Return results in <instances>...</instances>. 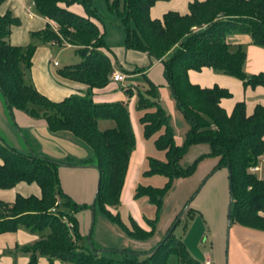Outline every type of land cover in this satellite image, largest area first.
<instances>
[{"label": "trees", "instance_id": "16d2710c", "mask_svg": "<svg viewBox=\"0 0 264 264\" xmlns=\"http://www.w3.org/2000/svg\"><path fill=\"white\" fill-rule=\"evenodd\" d=\"M31 1L36 13L55 26L54 30L47 24L40 33L41 40L51 45L72 46L80 56L77 63L63 65L57 73L85 85L86 89L83 94L73 93L51 101L25 82L24 71L30 67L35 46L8 42L10 27L18 20L6 11L0 15V96L7 114L11 117L12 109H17L31 118H42L50 132H68L81 141L91 152L82 165H91L97 171L93 211L103 213L130 236L139 239L151 236L153 229L144 230L132 221L126 227L118 214L110 211L118 204L134 136L123 102L91 99L92 89L104 87L114 69L107 53L112 57L114 54L97 26L102 25L103 19L95 0ZM156 1L159 0H103L107 11L120 20L124 32L121 46L143 52L151 61L162 62L166 84L189 125L183 144H177L169 116L157 99L158 86L145 79L143 90L134 88L142 135L149 137L164 128L155 144L165 152V160L147 159L149 168L145 173L166 175L169 180L189 175L195 165L181 167L180 159L189 145L207 142L210 145L207 155L218 158L213 171L221 168L228 171L230 222L264 231V178L253 170L264 153V106L256 105L253 113L247 115L244 103L237 102L228 115L219 103L230 93L218 86L192 84L187 74L190 69L210 67L239 78L246 85H264V73L245 72L246 54L242 45L232 51L228 41L230 35L247 34L252 44L264 47V0H192L185 14L170 10L161 18H151L150 8ZM72 3L80 4L84 14L70 11L67 7ZM142 70L135 68L133 72ZM124 90L127 96L133 93L132 87ZM98 119H111L114 125L99 130ZM0 159L1 189L11 188L19 181L34 182L39 188V196L16 195L11 203L0 202V232L13 231L22 225L39 234L37 240L20 247L28 256V264H36L39 255L69 264H168L172 257L175 264H205L189 254L173 229L150 251L123 250L125 257L121 259L104 255L116 250L80 245L82 236L73 214L90 209V204H76L61 190L57 176L61 164L31 150L21 152L1 140ZM162 193L155 187L136 186L133 195H145L159 206Z\"/></svg>", "mask_w": 264, "mask_h": 264}, {"label": "crops", "instance_id": "0c3cea01", "mask_svg": "<svg viewBox=\"0 0 264 264\" xmlns=\"http://www.w3.org/2000/svg\"><path fill=\"white\" fill-rule=\"evenodd\" d=\"M191 1L192 0L156 1L150 8V16L151 18H161L165 12L170 10L177 11L180 14H185L188 12V4ZM67 8L76 14H84L82 7L78 4H72ZM6 11H9V13L18 20L17 24L10 27L7 38L8 42L15 46H25L29 43H32L35 46L31 55L30 67L26 71L27 74L24 72L23 78H25L27 75V82L31 84L39 93L46 96L51 101H59L63 97L73 93L83 94L86 89L85 85L60 76L57 73V69H54L49 64V60L52 57L51 47L54 45H51L48 42H43L41 40L40 33L47 24H50L51 26L53 23L36 13L33 5H31V0H3L0 3V15ZM97 26L100 30L99 23H97ZM228 41L230 42V50L232 51L235 50L239 45H242L244 48L246 54L244 70L247 74L256 75L259 73H264V47L252 44L250 36L247 34L230 35L228 37ZM69 47L74 50L72 46ZM108 48L114 54V57H112L106 52L111 62H113L114 69L121 71L123 74V80L121 82H123L126 78L135 80L139 77L143 78L144 83L145 79H149L158 87H165L167 85L163 76V64L161 61H151L145 53L126 50L121 45ZM135 68H143V70L140 72H133ZM187 74L188 79L192 84H197L200 87L210 88L213 86H218L220 88L226 89L230 93V96L220 99L219 104L228 115L231 114L237 102L244 103L247 115H251L253 113L256 105L264 106V85H246L241 79L231 75L215 72L210 67H202L199 70L190 69L188 70ZM104 87L92 89V95L97 94V96H102L101 98L96 99V102L121 101L125 106H130V111L129 113L127 112V114L134 136V146L129 154L127 169L119 194V199H121L125 187L128 192L127 196L131 195V193L129 194L128 186H126L131 164V155H135L136 153L139 160H141L143 156L141 125L139 124L140 129H138L135 121L134 127L131 123V117H133V120H135L136 118L138 119L140 114L137 112L133 115L130 114L132 111V102H134L135 109V97H133V93H131V95L128 97L122 95L121 97L112 99L108 97L107 89H104ZM126 87H132V90L134 88L132 85H127L123 88L124 93V89ZM10 119H13V123L18 132L21 131L20 129L27 130L30 141L33 143L36 140L33 137L32 132L34 133L36 130H41L45 134L44 137L46 143L44 145L41 146L34 144V147L36 146L35 148L37 150L36 154L44 155L61 164L57 167L59 185L61 190L74 203L90 204L93 200L96 189L97 171L91 165H82V163L88 160L90 157H87L83 151L78 150L81 147V142L75 139L68 132H50L42 118H31L17 109H12ZM24 142L25 147L29 149L28 142ZM137 148L139 149V152H136ZM147 159H149V157L146 156V162ZM1 163L2 161L0 159V164ZM253 170L260 178H264V153L260 156V164ZM226 183H228L229 187L227 169L221 168L216 170L210 175L202 187L203 189L192 201V203L197 204L196 208L202 212L207 224L211 229L212 252L204 256L205 264H224V233L227 226V211H225V208L227 202L229 201V192H227V199ZM133 188L134 187L132 185L130 190ZM39 194V188L34 182L26 183L19 181L11 188H0V202L11 203L16 195L26 197L29 195L39 196ZM110 211L113 213L116 212L121 222L126 227H128L122 221L119 210L112 211L110 208ZM95 212L96 211H93V218ZM73 216L77 221V230L79 234L82 236V238L86 237L91 231L90 228L92 227V225L89 227L91 220V210L88 208L80 209L79 211L75 212ZM135 216L141 219L138 213L135 214ZM105 217L107 218V216ZM130 221L142 228V225L139 222H136L134 219H131ZM46 231L47 230H45V232ZM38 238V233L31 232L22 225H18L13 231L0 232V264H28V256L27 254L20 251V247L31 244ZM36 264L69 263L61 261L57 258L49 259L47 256L39 255L36 259Z\"/></svg>", "mask_w": 264, "mask_h": 264}, {"label": "rangeland", "instance_id": "374dc122", "mask_svg": "<svg viewBox=\"0 0 264 264\" xmlns=\"http://www.w3.org/2000/svg\"><path fill=\"white\" fill-rule=\"evenodd\" d=\"M121 1L122 0H120V2ZM95 2L103 19L102 25L99 23V26L100 31L103 32V40L105 44L108 47L121 45L124 32L120 27V20L116 15L107 11L103 0H95ZM52 45L54 46L51 47L52 57L49 60V64L54 69H58L69 63H77L80 60V56L66 44L61 43L57 45L56 43H53ZM54 61L58 65L53 64ZM26 71L24 72L26 73ZM26 77L27 75L24 78L25 82H27ZM111 81L104 87V89H107V95L112 99H116L122 95L127 96L123 91V88L127 85H132L139 90L145 88L143 78L139 77L135 80L126 78L123 82L119 83ZM166 86L158 87L157 99L169 115V123L172 128L175 142L177 144H183L189 125L183 115L176 109L175 101L170 93V89L168 85ZM134 88L133 97H135ZM101 97L102 96L93 94L91 99L96 102V99ZM132 103V111L130 114L133 115L136 114V112L139 114L140 111L134 109V102ZM125 107L129 113L130 106L126 105ZM131 119L133 127L135 121L136 126L140 129L137 118L133 120V117H131ZM113 125L114 122L111 119L97 120V127L99 130L110 128ZM20 130L21 131L18 132L13 123V119H10L7 114V110L5 109L3 100L0 96V140L21 152H29V150H31L34 153L37 151L34 144L42 146L46 143L44 137L45 134L41 130H36L34 133L32 132V135L36 140L34 143L30 141L27 130ZM163 131L164 128H160L149 137H144L142 135L141 142L143 144V156L141 160H139L136 153L135 155L132 154L130 157L131 164L126 186H128L129 194L131 193V195L127 196L128 192L125 187L121 199H118V204L111 207L112 211L119 210L122 221L128 227H130V220L134 219L142 225L141 227L143 229H153L151 236L143 239L130 236L122 227L115 222L110 221L101 212L96 210L93 218L94 220L92 221L93 224H91L92 227L90 228L91 231L89 232L88 237L86 236L79 241L80 245L89 249L94 247L97 250H116L104 253V255L121 259L125 257V254L122 253L123 250L135 253L150 251L160 242L170 229H173L174 236L184 242L189 254L193 258L204 262V256L212 252L211 229L202 212L196 208L197 204L192 203V201L203 189L202 187L210 175L215 172L213 169L218 163V158L207 155L210 151L209 143H193L188 146L186 153L179 161V165L184 168L190 165H195L191 174L175 177L171 180H169V177L162 174H146L145 172L147 171V168H149V164L146 162V156L162 161L165 160V152L159 149L155 144V139ZM24 141L28 142L29 149L25 147ZM78 150L83 151L87 157L91 156V152H89V149L82 142L81 147ZM138 150L139 149L137 148L136 152H139ZM132 185L134 188L130 190ZM136 186H150L163 190L160 205L156 206L151 202L150 198L145 195L135 197L133 192ZM227 192H229L228 183H226V193ZM228 204L229 201L226 204L225 211H227ZM1 210H5V207L1 206ZM137 213L142 220L135 216ZM175 262V258L172 257L168 264H175ZM223 262L224 264H264V231L245 227L237 222H230L229 227L227 228L226 226L224 233Z\"/></svg>", "mask_w": 264, "mask_h": 264}, {"label": "water", "instance_id": "95a60500", "mask_svg": "<svg viewBox=\"0 0 264 264\" xmlns=\"http://www.w3.org/2000/svg\"><path fill=\"white\" fill-rule=\"evenodd\" d=\"M229 182H230V179H229ZM93 203H94V200H92V202L90 203L91 220H90V226L89 227H91V224H92V221H93ZM231 205H232V198H231V195H230L229 204H228V207H227V228L229 227V224H230ZM87 237H88V234H87Z\"/></svg>", "mask_w": 264, "mask_h": 264}, {"label": "built area", "instance_id": "2783aa9c", "mask_svg": "<svg viewBox=\"0 0 264 264\" xmlns=\"http://www.w3.org/2000/svg\"><path fill=\"white\" fill-rule=\"evenodd\" d=\"M31 5H33L32 1H31ZM51 27L55 30V26L53 24L51 25ZM53 64H56V62L54 61ZM110 79L113 82H121L123 80V74L121 71L113 69L111 74H110Z\"/></svg>", "mask_w": 264, "mask_h": 264}]
</instances>
